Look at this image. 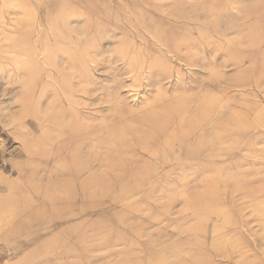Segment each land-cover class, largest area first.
Masks as SVG:
<instances>
[{
    "label": "rangeland",
    "instance_id": "374dc122",
    "mask_svg": "<svg viewBox=\"0 0 264 264\" xmlns=\"http://www.w3.org/2000/svg\"><path fill=\"white\" fill-rule=\"evenodd\" d=\"M1 46L5 158L20 147L13 117L48 156L75 148L63 134L75 121L82 158L96 159L84 177L100 183L78 219L29 241L0 233V264H264V0H0ZM44 56L72 78L41 74Z\"/></svg>",
    "mask_w": 264,
    "mask_h": 264
},
{
    "label": "bare ground",
    "instance_id": "6f19581e",
    "mask_svg": "<svg viewBox=\"0 0 264 264\" xmlns=\"http://www.w3.org/2000/svg\"><path fill=\"white\" fill-rule=\"evenodd\" d=\"M10 50L11 47L9 46L7 48L2 46L0 47V52H9ZM21 50L18 51L20 52ZM18 51L15 50L13 52L16 53ZM45 59H48L47 56H44V60ZM67 61L68 65H71L70 68H74L72 63L73 61ZM13 63L14 62L10 63L13 69H18ZM45 65L48 66L50 70L45 72L42 71L41 74H52V77H56L55 81L61 82V84L67 82V78L69 76L64 77V75L60 73L59 69L53 67L48 60L45 62ZM0 67L3 69L2 66ZM69 78L72 77L70 76ZM27 88L30 89V87ZM32 95V89L26 90L18 99L17 103L20 104L24 110H30L29 107L32 102ZM171 111H174V108H171ZM196 112L198 116L196 119L208 120L211 109L209 105H206L201 106L200 109H196ZM26 114L27 113H25V115ZM186 115L187 113L184 112L175 115V117H180L181 121V119H185ZM33 117L36 119V127L38 129H43L46 122L38 121L39 118L36 116ZM15 119L16 118L13 117V119H11L13 122H9L4 126V128L11 129L12 134L19 138V151H16V153L15 151L12 153L9 151L8 157L11 158H5V150H3V148L0 149L1 166H9L10 172L16 174V177L11 179L10 177H5L0 173V208H5L6 206H12L14 208L11 215L6 219H1L0 217V223L2 222L8 225H14V228L12 230L10 228L6 229V233L2 230L0 233H3V238H21L22 240L29 241L31 237L37 235L40 231L44 232L48 230V228H51V226L57 221L69 222L78 219V217L85 214V210L83 209L84 204L89 203L90 208H94L98 194L97 187L100 181H98L95 174L89 173L84 177L86 170H89L90 166L96 162V159L90 158L85 161L82 158L79 150V142L83 140V138L85 140L88 137L86 134H79V125H76L74 123L75 121H72L69 126L63 128V134L70 137L66 138V141L76 142V139L78 140V143L74 146L75 148L71 151L68 149L66 152L65 150L67 149V144L60 147V149H58V153L48 156L47 151L43 148L38 149L36 155L33 149V140L28 141L26 139V136L28 137V135L22 134L19 129V125H17V122L14 121ZM53 121L50 120L48 122L51 123ZM156 124L154 126L152 125V130L149 131L152 138L153 136H158L157 133H164L163 131H165L164 126L161 127L160 124ZM198 126V124L194 125L188 132L185 133V135L189 136L190 134L192 135L193 133L199 131ZM18 132L20 133L18 134ZM30 137L31 136L29 134V138ZM0 141L3 143L6 142L5 140ZM9 143H12V141L10 142L9 140ZM2 147H4V145ZM63 152H66L65 155L63 154L65 162H63L60 166L54 167V165H52L49 167V162L51 160H55L57 158L55 156H60V153ZM35 156H41L45 162L37 159L35 161ZM40 171H44V173L48 172L49 174L53 172L55 178H51L50 175L39 177ZM117 181L118 180L116 179L113 182L117 183ZM32 227L36 230L31 231ZM76 231L77 229L74 227H65L59 234ZM53 240L55 245L58 247H62L65 244L63 241H60V237L59 239H57V237L53 239L51 238V241ZM155 259L166 258H164L163 255H160ZM165 261H160V263L168 264L165 263Z\"/></svg>",
    "mask_w": 264,
    "mask_h": 264
}]
</instances>
